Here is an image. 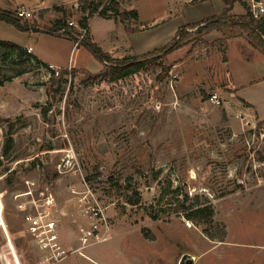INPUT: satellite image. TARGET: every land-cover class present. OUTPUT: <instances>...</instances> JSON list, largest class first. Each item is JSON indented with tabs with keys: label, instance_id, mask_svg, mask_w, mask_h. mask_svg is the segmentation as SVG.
<instances>
[{
	"label": "rangeland",
	"instance_id": "obj_1",
	"mask_svg": "<svg viewBox=\"0 0 264 264\" xmlns=\"http://www.w3.org/2000/svg\"><path fill=\"white\" fill-rule=\"evenodd\" d=\"M59 1L40 8L32 6L40 0H21L31 13L22 17L40 28L72 21L69 35L0 19V39L31 45L47 64L16 51L4 57L0 46V264H43L17 208L29 183L35 197L52 195L42 209L58 219L70 251L81 244L80 227L93 218L109 224L106 240L82 241L59 264H180L184 253L197 256L192 264H244V256L264 254V83L232 86L262 75L255 57L263 53L247 49L237 26L221 27L216 39L189 28L187 42L165 59L123 77L89 78L84 71L102 64L76 44L83 17L88 38L121 58L166 44L216 2L117 0L120 11L137 10L134 17L99 14L107 0H86L98 6L89 15L83 0ZM234 4V18L248 11L247 0ZM49 63L68 72L53 79ZM211 92L220 105L208 100ZM244 95L263 118L247 116ZM203 205L214 210L210 223L186 218ZM204 228L225 236L211 239Z\"/></svg>",
	"mask_w": 264,
	"mask_h": 264
},
{
	"label": "trees",
	"instance_id": "obj_2",
	"mask_svg": "<svg viewBox=\"0 0 264 264\" xmlns=\"http://www.w3.org/2000/svg\"><path fill=\"white\" fill-rule=\"evenodd\" d=\"M108 4L104 5L102 9L98 11L99 14L106 16L109 10L114 13H119L120 15L132 14L134 17H137V10H119V5L117 0H107ZM226 4V7L223 11L218 15H211L202 18L199 22H190L183 25L181 28L176 30L174 37L168 41L166 44L157 47L145 54H134L130 56H124L121 58H114L109 53L103 51V49L94 41L88 38L85 35L83 38L79 40L78 44L83 45L101 64L102 67L97 72L84 71L89 78H105V77H123L128 75L131 71H135L141 69L143 66L147 64L156 63L158 59H165L166 55L177 48L181 47L183 44L187 42L188 38V30L189 28H197L200 31L205 33L211 30H220L221 27L225 29L232 30L233 26H237L238 28L244 30L246 33L250 44L259 49L264 54V16L259 18H254L249 11L246 12L239 18H234L230 14V10L232 9L236 0H223ZM245 5V4H244ZM58 8V6H56ZM60 11L63 10L62 7L58 8ZM98 6L92 5L90 2L83 0L81 4V10L88 11V15L97 11ZM0 19L5 21L6 23L14 25L16 28L20 30H26L29 28L43 30L52 34H64L69 35L70 29L72 28L68 23H66L62 19H56L49 27L40 28L33 22H30L24 19L22 16L18 15L15 11L3 9L0 7ZM87 17H83L81 19L80 25L81 27H87ZM201 24V27L199 26ZM88 30V29H87ZM231 32V31H230ZM0 46L5 47L7 52H5L4 57H8L11 52L16 51L17 55H27L38 62L47 65L39 58L34 56L31 52L27 51V47L21 46L17 43L8 40L0 39ZM52 71V76L54 75V70L48 66ZM67 68L61 69L59 73L53 77V79L60 80L63 75L67 73ZM2 81L0 80V85ZM4 120V118L0 117V124ZM259 123H264V118ZM8 140L6 144L7 151L10 148L12 142L11 134H8ZM173 191H177L173 189ZM213 208L210 205L196 206L193 208L191 206L185 216L187 219L194 220L197 223H210L212 221L213 216ZM203 233H205L211 239L223 240L225 233L222 230V234L217 238L209 231V229L204 228Z\"/></svg>",
	"mask_w": 264,
	"mask_h": 264
},
{
	"label": "built area",
	"instance_id": "obj_3",
	"mask_svg": "<svg viewBox=\"0 0 264 264\" xmlns=\"http://www.w3.org/2000/svg\"><path fill=\"white\" fill-rule=\"evenodd\" d=\"M248 11L254 18L264 16V0H247ZM16 13L20 16H30V11L27 7L21 6L17 9ZM68 25H74L72 21L68 22ZM81 32L77 35V42L83 38L87 33V27H82ZM27 51L31 52L32 48L27 47ZM56 74L58 70L53 66H50ZM208 100L214 105H220L222 98L217 92H211L208 95ZM33 183L28 184V191L25 194L27 199L17 203V208L22 211L24 215L25 231L30 236L33 245L39 250L42 255L43 264H59L69 253L79 251L83 245H85L87 239L94 241H103L108 238L109 224L106 218H93L91 226L83 229L79 228L81 236L79 237L81 244L75 247L73 250H69L66 245H63L59 230L58 219L51 218L48 209H42L44 204H53V197L49 193L43 198L40 196L35 197L31 188ZM92 216H100L101 209L99 207L91 206L90 208Z\"/></svg>",
	"mask_w": 264,
	"mask_h": 264
},
{
	"label": "crops",
	"instance_id": "obj_4",
	"mask_svg": "<svg viewBox=\"0 0 264 264\" xmlns=\"http://www.w3.org/2000/svg\"><path fill=\"white\" fill-rule=\"evenodd\" d=\"M204 2H210V1H215L216 2V7L212 8L210 11H208V15L207 16H211V15H218L220 14L223 9L226 7V4L224 3L223 0H202ZM55 3H60L59 0H40V2H37L35 4H32V6H39L40 8H44V7H49L50 5H54ZM21 6H29V4H26L24 2H21V0H0V7L3 9H8V10H17L19 7ZM235 8V4L232 7V10ZM206 16V17H207ZM207 35V38L209 39H216L218 37H220L219 35V31L218 30H211L207 33H205ZM234 36V35H233ZM232 39L234 40V38L232 37ZM231 38H227V42L229 44V42L232 40ZM247 41V40H246ZM226 42V43H227ZM247 45H250L249 42H245ZM24 47H31L32 51L31 53H34V48L31 45H24ZM250 47H253L252 45L249 46V48L247 47V49H252ZM228 46L225 45V49H227ZM254 49V47H253ZM256 49V48H255ZM226 55V59L223 61L224 63L228 62V56ZM263 55V56H262ZM244 58L247 60V56L244 55ZM257 59V63L259 64V68L258 71L262 74L260 77H258V79H250L248 80V83L244 82V83H234L235 81H233V87L234 88H245L247 87V85H251L254 84L255 82H263L264 83V54H260V56H256L255 57ZM49 65H53L52 63H49ZM100 69V68H99ZM228 87V91L229 94L233 95L234 97L238 98L239 96L236 94V92L233 91V88ZM264 92V91H263ZM247 98V99H246ZM250 99H248V97H246V95H244V102H241L245 107L249 108L251 111L247 114V116H254L257 117L259 119L263 118L260 114H257V112H255L253 110V107L249 101ZM240 102V101H238ZM192 256V262L194 261V259L197 258L196 255H191ZM257 256V254H256ZM244 256V264H264V254H262L261 252L258 253V256Z\"/></svg>",
	"mask_w": 264,
	"mask_h": 264
},
{
	"label": "water",
	"instance_id": "obj_5",
	"mask_svg": "<svg viewBox=\"0 0 264 264\" xmlns=\"http://www.w3.org/2000/svg\"><path fill=\"white\" fill-rule=\"evenodd\" d=\"M192 256L189 255L188 253H184L182 256H181V259H180V264H192Z\"/></svg>",
	"mask_w": 264,
	"mask_h": 264
}]
</instances>
